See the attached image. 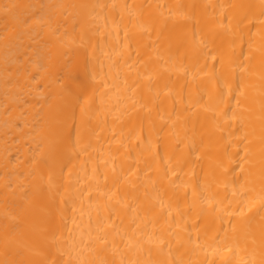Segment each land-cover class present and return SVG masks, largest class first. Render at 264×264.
Returning <instances> with one entry per match:
<instances>
[{"label":"bare ground","instance_id":"obj_1","mask_svg":"<svg viewBox=\"0 0 264 264\" xmlns=\"http://www.w3.org/2000/svg\"><path fill=\"white\" fill-rule=\"evenodd\" d=\"M0 264H264V0H0Z\"/></svg>","mask_w":264,"mask_h":264}]
</instances>
